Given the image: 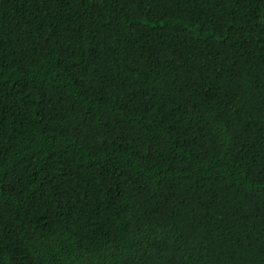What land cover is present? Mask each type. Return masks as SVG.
I'll use <instances>...</instances> for the list:
<instances>
[{"label": "trees", "instance_id": "trees-1", "mask_svg": "<svg viewBox=\"0 0 264 264\" xmlns=\"http://www.w3.org/2000/svg\"><path fill=\"white\" fill-rule=\"evenodd\" d=\"M0 264H264V0H0Z\"/></svg>", "mask_w": 264, "mask_h": 264}]
</instances>
